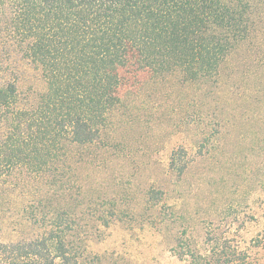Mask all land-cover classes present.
I'll return each instance as SVG.
<instances>
[{
	"label": "rangeland",
	"instance_id": "1",
	"mask_svg": "<svg viewBox=\"0 0 264 264\" xmlns=\"http://www.w3.org/2000/svg\"><path fill=\"white\" fill-rule=\"evenodd\" d=\"M253 2L249 34L211 78L131 57L97 141H66L45 171L9 179L0 242L44 233L61 209L83 264H191L189 251L218 245L264 264V1ZM13 69L21 92L45 90L31 64Z\"/></svg>",
	"mask_w": 264,
	"mask_h": 264
},
{
	"label": "trees",
	"instance_id": "2",
	"mask_svg": "<svg viewBox=\"0 0 264 264\" xmlns=\"http://www.w3.org/2000/svg\"><path fill=\"white\" fill-rule=\"evenodd\" d=\"M253 1L0 0V196L17 171H45L66 141H97L120 101L119 69L131 57L188 80L217 74L249 34ZM22 62L41 72L44 91L32 96L17 78L6 79ZM43 222L38 236L0 242V264H83L68 240L69 214L55 209ZM228 247L189 251L191 264H244L247 255Z\"/></svg>",
	"mask_w": 264,
	"mask_h": 264
}]
</instances>
